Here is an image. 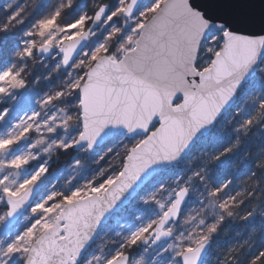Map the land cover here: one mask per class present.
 <instances>
[{
    "label": "water",
    "instance_id": "obj_1",
    "mask_svg": "<svg viewBox=\"0 0 264 264\" xmlns=\"http://www.w3.org/2000/svg\"><path fill=\"white\" fill-rule=\"evenodd\" d=\"M5 1L0 0V10ZM144 1L131 0L124 17L133 18ZM109 11L108 6L101 8L82 37L60 50L44 45L38 55L59 52L70 67L87 49L91 35L102 27ZM213 33L224 34L223 48L210 70L201 72L197 63ZM263 63L264 0H167L144 26L134 49L120 61L101 57L80 92L83 132L76 151L95 152L118 135L129 140L142 137L144 142L130 152L123 172L132 160L141 165L145 160L151 162L142 166L134 179L111 185L103 195L67 205L55 226L33 245L26 264H81L114 216L136 201L163 172L185 161L197 144L216 130ZM208 112L213 114L204 122ZM197 120L201 121L198 126ZM9 153L4 149L0 156ZM39 187L35 184L19 198L14 210L9 200V227L20 220ZM188 197L187 189L183 198L176 195L180 203L175 214L163 217V225L159 223L146 241L152 250L171 240L168 230L180 221ZM211 246L207 242L186 252L182 264H204ZM129 263L130 257L124 256L123 264Z\"/></svg>",
    "mask_w": 264,
    "mask_h": 264
},
{
    "label": "rangeland",
    "instance_id": "obj_2",
    "mask_svg": "<svg viewBox=\"0 0 264 264\" xmlns=\"http://www.w3.org/2000/svg\"><path fill=\"white\" fill-rule=\"evenodd\" d=\"M38 1L35 0V3L39 4ZM166 1L154 2L155 14ZM126 9V1L122 0L119 9L106 18L104 25L91 38L87 49L70 71H59L60 73L56 74L58 69L54 61L30 63L27 56L34 52L36 44L33 42V44L29 43L26 49L22 45L23 51H21L24 54L25 74L32 66L40 69H36L37 74L32 83L26 80L27 83L23 82L22 87H13L10 82L0 81V88L6 89L0 92V141L22 137V133L28 137V142L24 146H20L17 140L7 147H14L11 156H0V181H2L0 183V264H26L33 245L47 229L53 226L63 208L84 198L102 195L111 186L107 181L117 179L123 172L131 150L144 142L143 138H137L133 140L137 143L136 147L127 150L126 145L130 140L126 136L119 135L94 153L83 149L68 163L60 164L57 160V154L66 155L75 148L77 140L82 135L80 92L87 81L89 71L101 57L108 56L113 61L122 60L134 48L141 25H145L149 20L151 10L147 5L145 6V3L129 20L124 18ZM136 16L139 20L134 22ZM69 27L72 32H76L82 25L76 23ZM16 54L20 55V52L17 51ZM213 61L205 71L210 70ZM4 67L6 68L7 65ZM49 72L51 77L47 78ZM40 116L46 118L45 127L48 132L42 134L50 136V143L44 148L37 147V139L40 137L37 134L33 138L34 134L30 128L32 122ZM25 129L30 132H25ZM121 155L125 156L123 165L118 163ZM97 158L99 163L107 160L111 164L109 169L95 167L94 171L91 170ZM17 159L26 163L20 167H12V162ZM206 174L208 172L205 169L196 170L185 164L163 173L140 198L109 222L83 264H89L90 261L91 264H109L115 257L131 252L135 254L131 264H180L181 256L188 249L193 250L207 241H212L218 231L232 221V216L227 215L230 205L225 202L231 199L232 190L229 183L221 184L219 198L210 199L208 192L213 190ZM189 176L193 177L191 181L188 179ZM25 181H32L29 187L36 182L39 183V190L21 220L9 227L8 216L2 210L8 204L7 199L11 198L5 189L16 192ZM184 189L189 191V202L181 220L168 230L172 235L171 240L163 243L155 251L143 248V242L175 202L177 192ZM201 206H204L203 212L200 211ZM188 216H195L196 219L184 224L183 221ZM149 225L152 227L144 233L143 238L132 243L133 238ZM259 226L258 223H252L246 224L244 229H232L228 258L239 251H244L251 256L250 258L258 255L253 259L261 257L264 249L256 251ZM29 232L31 236L28 235ZM13 244L19 250L9 253L7 249Z\"/></svg>",
    "mask_w": 264,
    "mask_h": 264
},
{
    "label": "trees",
    "instance_id": "obj_3",
    "mask_svg": "<svg viewBox=\"0 0 264 264\" xmlns=\"http://www.w3.org/2000/svg\"><path fill=\"white\" fill-rule=\"evenodd\" d=\"M121 1L43 0L41 5L35 3L33 6L35 8L42 7L39 11L38 9H30L25 12L26 7H30L28 0H11L4 9L5 11L0 13V56L5 58L0 60V74L9 70L4 65L10 60H13L16 66L23 69L25 61H20L19 58L24 55L21 52L23 51L22 45L26 49L29 43L33 44L34 42L36 44L34 53L38 47L44 45L43 42L39 45L36 37L41 33V22L50 19L55 20L52 28L44 32L43 35L40 34L45 37L46 42H49L47 39L52 33L59 34V29L63 26L75 24L84 13L87 16L86 29H88L93 17L102 6H110V16L112 11L119 8ZM155 1L158 0H147L145 2V6L147 5L151 10L149 20L146 23L156 15L153 8ZM10 3H12L11 7ZM62 6L63 8H61ZM60 8L61 12L55 14V11H60ZM137 19L139 20L138 16H136L134 22ZM6 22L8 23L6 24ZM143 27L144 25H141V32ZM140 31L138 32L139 37L141 35ZM222 47V33L212 34L201 52L197 69L199 71L207 70ZM13 48L16 49L11 51ZM17 51L20 52V55L16 54ZM31 71L32 68L26 74V80L30 83H32L31 78H29ZM253 117H256L257 120L255 124L252 123ZM245 124L249 125L247 130L244 128ZM136 144L135 141H130L126 145V149H132L136 147ZM76 154L74 149H71L66 155L57 154V160L60 164L68 163ZM119 157L121 159L118 163L123 164L125 156L121 155ZM94 163L95 165L91 167L93 171L95 167L109 169L111 166L107 160L99 163V158L95 159ZM183 164L196 170H207L208 174L206 175L209 184H211L210 187L216 193L221 184L229 183L232 190L231 200H235L236 192L242 188H250L253 184H256L260 189H264V169L260 167L261 164H264V64L257 78L241 92L235 108L224 117L213 134L198 144ZM255 196L256 198L251 200L245 199L238 208H235L232 221L225 224L218 231L212 240V250L205 264H250V262H253L251 264H264V257L253 259L258 255L250 258L251 256L244 251L233 253L231 258H228V246L232 229H244L246 224L258 223V226L261 225L256 237V251L264 249V191H258Z\"/></svg>",
    "mask_w": 264,
    "mask_h": 264
},
{
    "label": "bare ground",
    "instance_id": "obj_4",
    "mask_svg": "<svg viewBox=\"0 0 264 264\" xmlns=\"http://www.w3.org/2000/svg\"><path fill=\"white\" fill-rule=\"evenodd\" d=\"M11 0H6L5 1V3H4V5H3V7H2V9L0 10V13L1 12H4L5 10V8L8 6V4H9V2H10ZM42 1L43 0H39L38 1V5H41V3H42ZM147 0H145L144 2H143V4L146 2ZM28 2H30L29 3V6L30 7H26V9L27 10H25V12H28V10H30V9H38V11L42 8V7H40V8H35V7H33L34 5H35V0H28ZM130 2H131V0H127L126 1V4H127V7H128V5L130 4ZM12 6V3H10V7ZM106 6H108L109 8H110V6L109 5H104V6H102L101 8H103V7H106ZM100 8V9H101ZM119 8H117L116 10H114V11H112V13H111V15H113L114 13H115V11H117ZM56 12V14H58V12H61V8H60V11H55ZM97 14V13H96ZM55 15V14H54ZM109 15V14H108ZM110 15V16H111ZM96 16V15H95ZM94 16V17H95ZM94 17H93V19H92V21H91V24H90V27H91V25H92V23H93V20H94ZM125 18V17H124ZM79 21H77L76 23L77 24H81L82 25V27L80 28V30H77L76 32H73L72 33V31H71V28L69 27V26H63L62 28H60L59 29V31H60V33L58 34V33H52L50 36H49V38L47 39V41H49V42H46V40H45V37H43V36H41L40 34H39V36H36L37 37V41H38V43H44V45H46V46H52V47H54V48H56V49H58V50H60L61 49V47L64 45V44H66L67 42H69V41H72V40H75V39H77V38H80V37H82L84 34H86V32L90 29V27L88 28V29H86V26H87V16H86V14L84 13L82 16H80L79 17ZM126 20V19H125ZM6 21H7V19H6ZM12 21V20H11ZM8 22H6V24H7ZM75 23V24H76ZM72 25H74V24H72ZM70 28V29H69ZM95 34H97V32H94L92 35H91V38L95 35ZM72 38V39H71ZM91 38H90V40H91ZM71 39V40H70ZM90 44V43H89ZM88 47V46H87ZM26 51H28V50H26ZM83 54V53H82ZM82 54L78 57V59H80L81 58V56H82ZM24 56V55H23ZM23 56H21V57H19L20 58V61L21 60H23ZM27 58H29V60L28 61H30V63H33V64H36V63H38V62H42V61H46V62H52V61H54L55 62V66L57 67V73L56 74H59L60 72L59 71H65V72H68V71H70V68L77 62H75L73 65H71L70 67L68 66H66V64H65V57L64 56H62V55H60L59 54V52L58 53H56L55 55H52V56H40V55H38V50H36L35 51V53L34 52H32V54L31 55H29V56H27ZM4 60L5 58H3V56H0V60ZM77 59V60H78ZM18 61V60H17ZM5 65H7V68L9 69L10 68V71L13 73V74H15L16 76H17V78L19 79V80H21V81H23L25 84L27 83V81H26V74H25V70L24 69H21L20 67H18V66H16L15 65V63L13 62V60H10V61H8L7 62V64H5ZM32 68V71H31V73H30V75H29V78H31V80L33 81L34 80V78H35V76H36V74H37V71H36V69H37V66H32L31 67ZM38 69H39V67H38ZM37 69V70H38ZM40 70V69H39ZM41 72V71H40ZM42 73L44 74V71H42ZM50 78L51 77V72H49V74L47 75V78ZM45 117L44 116H40L38 119L36 118V120L34 121V122H32V126L30 127L31 128V131L33 132V134H34V136H33V138H35L36 136L35 135H39V137H40V139L38 138L37 139V147H40V148H44V146L45 145H49V143H50V136L49 135H44V134H42V133H48L47 132V128L45 127ZM47 122V121H46ZM28 132H30V130H28L27 131V133ZM26 135V134H25ZM25 135L24 136H22L19 140H18V142H19V145L20 146H24V144H26L27 142H28V137H25ZM31 139V138H30ZM17 142V143H18ZM9 150H10V153L9 154H6V155H9V156H11L10 154L14 151V147L13 148H9ZM56 222H57V220L54 222V224H53V226L52 227H50L49 229H51V228H53L54 226H55V224H56ZM49 229H47L46 231H45V233L49 230Z\"/></svg>",
    "mask_w": 264,
    "mask_h": 264
},
{
    "label": "snow or ice",
    "instance_id": "obj_5",
    "mask_svg": "<svg viewBox=\"0 0 264 264\" xmlns=\"http://www.w3.org/2000/svg\"><path fill=\"white\" fill-rule=\"evenodd\" d=\"M55 24V20L54 19H50V20H46L41 22L40 24V29H41V35L44 34V32L48 31L50 28H52ZM30 54V52H29ZM0 81H7L10 82L12 84L13 87H22L23 86V81L19 80L17 78L16 75H14L11 71L5 72L4 74L0 75ZM6 91V89L4 88H0V92H4ZM226 98V97H225ZM213 113L212 112H208L203 116V121L206 122L208 119H211V115ZM201 121L197 120V126L199 125ZM250 123V121H249ZM28 129H25V132H27ZM24 133L21 134V136H23ZM183 135V134H182ZM21 137H16L14 139H9V140H4V141H0V150H3L7 147H9L10 145H12L13 143H15L17 140H19ZM174 151V146L173 149ZM135 151V149L133 150ZM131 159V158H130ZM150 160H145L143 162V165L138 164L135 162V160H132V163L130 164V166H126L124 172L120 173V176L115 179V180H109L107 181L108 185H118L121 181H123L124 179H134L135 178V174L138 173V171L142 170V166L146 165L147 163H150ZM26 163V161L21 160V159H17L15 161L12 162L11 166L12 167H20L22 166V164ZM127 173V176L125 175ZM35 179V178H34ZM0 183H2V181H0ZM32 183V181H25L24 184L20 185V189L16 192H11L7 189H5L7 195L11 198H14L11 200L12 206H13V210L15 209V207L17 206V200L18 198L21 197V193L25 192L26 189L29 187V185ZM125 187L127 186L126 184L124 185ZM186 192L185 190H182L181 192L178 193V196H180L181 198H183L184 194ZM219 190H217L218 194ZM180 203L179 200H177L176 204L173 205L172 208H170L167 212L164 213V217L165 219L171 214L174 215L175 211H176V206ZM225 207H227V205H225ZM164 220L160 221V224L163 225ZM152 225H149L148 228L143 229L140 233H138L133 240L131 241L132 243H136L137 240L142 239L144 236V233L147 232L149 230V228H151ZM162 235L165 233H161ZM29 236H31V232L28 233ZM19 249L16 247L15 244L10 245L7 249V251L9 253H13L18 251ZM187 251H192L191 249H188ZM261 256L264 257V253H261ZM110 264H123V257L122 256H118L115 257Z\"/></svg>",
    "mask_w": 264,
    "mask_h": 264
},
{
    "label": "clouds",
    "instance_id": "obj_6",
    "mask_svg": "<svg viewBox=\"0 0 264 264\" xmlns=\"http://www.w3.org/2000/svg\"><path fill=\"white\" fill-rule=\"evenodd\" d=\"M256 122H257L256 117H253L252 118V123L255 124ZM248 127H249L248 124L244 125L245 130H247ZM260 167L262 169H264V164H261ZM188 179H189V181H191L193 179V177L189 176ZM258 191H264V189H260V188L257 187L256 184H253L250 188H242L240 191L236 192L235 193V200H231L230 199V200L225 201L226 203L231 205V207L227 210V215L228 216H232L234 214L235 208H238L239 205L241 203H243L245 199L251 200V199L256 198L255 194ZM208 197L210 199H213V200H216V199L219 198L218 194H216L215 191H211V190L208 192ZM204 210H205L204 206H201L200 211L203 212ZM254 211H255V209H254ZM195 219H196L195 216H188L187 219L183 221V223L184 224H189L192 221H194ZM89 264H91V261L89 262Z\"/></svg>",
    "mask_w": 264,
    "mask_h": 264
},
{
    "label": "flooded vegetation",
    "instance_id": "obj_7",
    "mask_svg": "<svg viewBox=\"0 0 264 264\" xmlns=\"http://www.w3.org/2000/svg\"><path fill=\"white\" fill-rule=\"evenodd\" d=\"M38 48H39V47H38ZM38 48H37V49H38ZM125 162H126V161H125ZM122 165H123V164H122ZM124 165H125V164H124ZM2 210H4L5 212H7L6 208H3ZM108 224H109V223H108ZM108 224H107L105 227H107ZM105 227H104V229H105ZM142 246H143V248L149 249L150 251H155V250L157 249V248H156V249H154V250H151V249H150V248H151V245H149V246H150V247H149L148 245L145 244V242H143V245H142ZM159 247H160V246H159ZM88 255H89V253L87 254V256H88ZM87 256H86L85 258H87ZM85 258L83 259V261H82L81 264H83ZM110 262H111V261H110ZM110 262H109V263H110ZM180 264H182L181 261H180Z\"/></svg>",
    "mask_w": 264,
    "mask_h": 264
}]
</instances>
